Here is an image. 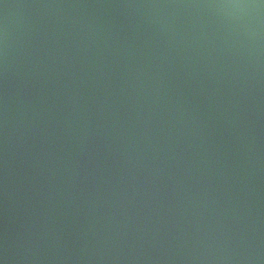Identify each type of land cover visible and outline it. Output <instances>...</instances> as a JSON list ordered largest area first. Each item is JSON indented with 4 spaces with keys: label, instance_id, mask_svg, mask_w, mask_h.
Returning <instances> with one entry per match:
<instances>
[{
    "label": "water",
    "instance_id": "1",
    "mask_svg": "<svg viewBox=\"0 0 264 264\" xmlns=\"http://www.w3.org/2000/svg\"><path fill=\"white\" fill-rule=\"evenodd\" d=\"M0 261L264 264L262 0H0Z\"/></svg>",
    "mask_w": 264,
    "mask_h": 264
},
{
    "label": "clouds",
    "instance_id": "2",
    "mask_svg": "<svg viewBox=\"0 0 264 264\" xmlns=\"http://www.w3.org/2000/svg\"><path fill=\"white\" fill-rule=\"evenodd\" d=\"M262 5H264V0H262ZM218 7L231 9L235 12V14L240 15V14H247L248 10L255 9V8L260 7V6L250 5V4H242V3H233V4H227V5H219ZM3 264H4V262H3Z\"/></svg>",
    "mask_w": 264,
    "mask_h": 264
},
{
    "label": "snow or ice",
    "instance_id": "3",
    "mask_svg": "<svg viewBox=\"0 0 264 264\" xmlns=\"http://www.w3.org/2000/svg\"><path fill=\"white\" fill-rule=\"evenodd\" d=\"M0 264H3V262H2V261H0Z\"/></svg>",
    "mask_w": 264,
    "mask_h": 264
}]
</instances>
